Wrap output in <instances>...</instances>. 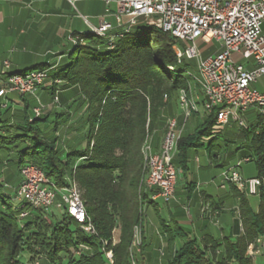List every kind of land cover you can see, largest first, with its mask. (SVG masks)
Listing matches in <instances>:
<instances>
[{"label": "trees", "instance_id": "trees-1", "mask_svg": "<svg viewBox=\"0 0 264 264\" xmlns=\"http://www.w3.org/2000/svg\"><path fill=\"white\" fill-rule=\"evenodd\" d=\"M81 38L83 43L72 47L68 61L50 72V91L58 87L79 89L85 102L82 105L87 106L80 122L84 132L72 137L75 142L63 155L56 142L47 141L42 133L41 126L49 118L36 119L24 111L4 114L0 115V153L17 154L19 174L22 166L32 164L56 187L65 186L66 178L71 177L96 234H85L65 213L59 217L47 213L46 220L44 213L32 212L20 221L19 205L12 203L14 191L11 193L0 178V264H21L18 260L25 252L30 261L39 256L48 264H62L64 260L67 264H108L107 250L113 252V264H130L134 230L142 231L144 208L153 203L154 191L147 190L144 183L142 148L148 136L160 130L162 111L169 101L179 91L189 94V79L173 50L175 41L142 21L117 40L113 49L91 34ZM45 68L40 65L11 73ZM61 117L55 115L51 120L53 131L71 125L70 116ZM215 121L213 111L193 135L181 137L176 158L181 171L187 169L190 148L219 134ZM243 131L250 142L249 158L255 164L256 177L264 178V118L257 117L255 128ZM83 141L85 147L79 148ZM257 197V211L240 197L242 232L237 229L233 240L206 237L198 242L186 238L167 264H253L246 252L258 239L264 243V186ZM116 227L119 243L112 247ZM104 241L109 242L107 247H103ZM80 244L88 246L91 255H70V249Z\"/></svg>", "mask_w": 264, "mask_h": 264}, {"label": "built area", "instance_id": "built-area-1", "mask_svg": "<svg viewBox=\"0 0 264 264\" xmlns=\"http://www.w3.org/2000/svg\"><path fill=\"white\" fill-rule=\"evenodd\" d=\"M107 7L114 5L113 23L104 19L92 28L89 34L104 40L109 49L114 43L128 34L139 21L169 34L175 41L173 50L178 63L183 59L197 60L196 73L184 70L189 79V94L179 92V105L185 120L192 112L197 111L198 96H190V90L196 87L201 94L202 106L206 115L216 111V128L220 133L230 122L247 130L243 115L254 110L257 117L264 118V92H258L251 86L264 76V0H103ZM215 40L219 52L206 59L200 58L197 41ZM178 42L187 43L181 51ZM82 44L76 37L73 46ZM242 60L245 64L238 63ZM250 61V62H248ZM5 83L0 89V96L5 92L18 95L34 94L45 86L49 79L47 69L30 71L26 74L11 73L8 62H3ZM60 84V81H56ZM166 99V97H164ZM58 98H53L57 103ZM181 130L175 119H170L163 134L160 149L157 153L146 142L142 148L145 163V187L154 191L152 200L160 199L168 204L174 199L177 172L173 163L177 154ZM250 162L249 157L242 159ZM238 167V166H237ZM75 168V167H74ZM21 181L14 190V199L18 201L20 221L31 216L32 212L45 214L55 208L65 213L87 235H95V229L81 199L76 182L66 178V184L56 187L43 171L25 164L20 169ZM220 186L224 189L233 186L244 191L247 196L257 197L260 187L264 186L263 178L244 177L236 168L227 167L220 174ZM261 241H258L260 243ZM111 246L119 243V228L112 231ZM264 245V243L262 242ZM109 245L103 242V247ZM262 246V245H261ZM141 250V229L135 228L129 248L130 264H135L132 251ZM73 256L79 258L91 255L88 246L80 244L71 249ZM255 251L252 244L248 254ZM108 264H113L112 250L105 251Z\"/></svg>", "mask_w": 264, "mask_h": 264}, {"label": "crops", "instance_id": "crops-1", "mask_svg": "<svg viewBox=\"0 0 264 264\" xmlns=\"http://www.w3.org/2000/svg\"><path fill=\"white\" fill-rule=\"evenodd\" d=\"M114 10V5L107 7L103 0H0V69L3 62H8L11 72H19L23 71L24 67L36 63L33 61L45 59V64L42 65H46L50 75L51 71L68 59L70 53L68 45L72 44V40L77 36L81 38V35L89 34L101 19L113 23L111 15ZM218 47L220 50L219 44ZM48 80L47 85L50 89L53 82L50 77ZM78 92L77 87L65 89L58 87L55 95L59 106L49 116L52 120L55 115L67 113L74 122L72 136L84 132L80 122L86 113V107L76 103ZM179 92L163 109L162 121L167 125L170 119H175L177 128L181 130V137H188L204 123L207 115L203 110L201 94L196 87L192 86L190 96H198L197 111L192 112L185 120L179 105ZM42 97L44 103L51 102L48 92H42ZM224 129L212 141L210 139L201 141L189 149L186 171H181L177 166L178 152L175 155L173 163L177 169L178 180L172 203L170 205L164 203L168 218L157 221V209L154 208L156 218L150 216L148 223L143 221L142 245L137 255L139 264H167L186 238L195 239L198 242L206 237L233 240L235 227L229 225L227 213L231 214L233 220L234 208L226 210L224 201L233 197L236 208L239 205V199L230 186L224 189L219 188L220 183L217 179L220 180V172L218 171H222L229 165L221 164L219 154L214 150L217 146L215 141L222 132H225ZM162 130L161 127L158 133L161 134ZM162 137L158 140L155 138L152 147L154 153L159 151ZM198 148H201V151H198ZM216 169H218L217 172H215ZM256 176L257 173L246 178ZM19 182L15 187L19 185ZM247 200L249 201L248 198ZM151 201L153 202L151 205L155 206L161 200L151 199ZM250 205L254 211H257L258 205L254 207L251 203ZM148 206L144 208L146 214ZM202 206L207 208V212L203 215L200 213ZM163 227H169V229L165 230ZM227 230L230 231L227 233ZM246 253L250 259L255 256V252L249 255L247 250Z\"/></svg>", "mask_w": 264, "mask_h": 264}, {"label": "rangeland", "instance_id": "rangeland-1", "mask_svg": "<svg viewBox=\"0 0 264 264\" xmlns=\"http://www.w3.org/2000/svg\"><path fill=\"white\" fill-rule=\"evenodd\" d=\"M187 45L188 44L185 42H178L177 48L179 50L183 51L187 47ZM68 47H69V50L71 51L73 46H72V44H70V45H68ZM197 49L200 53L201 59H206L208 57L214 56L219 51L218 44L215 40H211L209 42L197 41ZM67 61H68V59L64 60V62H67ZM33 62H36V63H32L33 65L32 64L28 65V66L24 67L25 69H22V70L32 69L36 66L45 64V59H37L36 61H33ZM237 62L241 63V64L242 63L245 64V62L242 60H237ZM248 62H250V61H248ZM196 63H197V60H195V59H193V60L183 59V67L188 72H191V73H196ZM3 69H4V65L2 63V67L0 69V89L6 81L5 76L2 74ZM12 70H14V69H12ZM49 77H50V75H49ZM47 81H49V80H47ZM47 81H45V86L40 87L38 89V91L34 94L18 95L16 93L5 92L2 96H0V115L3 116L5 114V115L12 116L13 114H16V112H18V111H24V112H28L30 115H32V117H34L36 119L41 117V116L49 118V116L52 115V112L55 111L56 109H58L59 102H57L56 104L53 103V98L56 96L55 95L56 91L54 92L53 90L50 91V89H48L49 86L47 85ZM60 84H62V83H60ZM251 88H254L258 92H264V76L257 79V81L251 86ZM42 92L43 93L48 92V94L51 97L50 103L46 104V103H44V101H42V98H43ZM83 100H84L83 96L78 92V98L76 100V103H79L80 105H82L84 102ZM15 101H17V102H15ZM163 101L166 102V99L163 98ZM170 101H172V100H170ZM84 106L87 108L86 105H84ZM58 115H60L64 118V114H58ZM65 117H68L67 113H65ZM242 118H243V121L245 122L246 126L248 128H250V130L255 128V126L257 124V117H256L254 110H249L247 113H245L243 115ZM49 119L50 120H49V122H47L46 125L41 126L42 133H43L44 137L47 139V141L50 140V141L56 142L58 152L63 153V155H64V151H65V149L67 150V146H70L71 144L73 145V143L75 142V141L73 142V138H72V137H74V136H72L74 133V131L72 129L74 122H72V120H70L71 125L68 126V128L64 127L62 130L58 129V132H56V131H53V128H52L53 125L50 124L51 118H49ZM162 120L163 119L161 118V122L159 123V124H161V127L163 128V130L161 131V134L158 133L159 131H155L154 133L150 134L147 138L146 142H148V144L150 145L151 148L153 147L155 138H157V140L160 139L161 136H163L165 129L167 127V125L164 124ZM224 130H225V132H222L217 137V139L215 141V145H217V146L214 147V150L217 152V154H219L220 163L221 164H228L229 167L236 168L244 177L255 175L256 167H255L254 162L250 161L248 163H244L242 161V159L244 157L250 156V142L245 140V136L243 133L244 131L242 130V128L239 127L238 124H229ZM83 147H85L84 141L79 145V148H83ZM197 150L201 151V148H198ZM15 156H17V154H15V153H9V154L6 152L0 153V162L2 163V165H0V174H1L0 178L5 183V185H7V187H8L7 189L11 193H12V191L15 190L14 187L17 184V182H19V179L21 181L20 174L19 173L17 174L18 171H17V167H16V163H15V161H16ZM187 163H188V161H187ZM174 165H175V163H174ZM190 166H191V163H190ZM175 169H176V167H175ZM224 169H226V167L223 168L222 170H224ZM217 171H218V169L215 170V172H217ZM176 172H177V169H176ZM218 172H220V174H221L222 171H218ZM177 180H178V177H177ZM220 181H221V179L219 181L217 179L218 183H220ZM176 185H177V181H176ZM218 185L220 186V184H218ZM230 187L232 188V192L238 197L239 201H240V197H242L245 199L248 198L253 207L259 204L258 197L247 196V194L244 191L238 190L233 186H230ZM175 189H176V187H175ZM174 196H175V192H174ZM12 203L14 205H17L19 202L16 201L15 199H13ZM171 203H172V200L168 204L170 205ZM234 203H235V201H234L233 197H230L227 199V201H224V206H225L226 210L234 208L233 220L231 219V216H230L231 214L227 213V215L229 216L228 223H229V225H231V227H233V225H234L235 232L238 229L239 233H241L242 232V222H241V216L239 213V205L235 208ZM178 205H179V203H178ZM154 208L157 209L156 214H157L158 218L155 217ZM205 212H207V208H206V206H202V208L200 209V213L203 215ZM48 214H54L55 216L59 217L60 212L57 211L55 208H52L49 210ZM150 216L155 217L157 221L163 220V219L166 220V218H168V212H167L165 204L160 201V202H157L155 206L149 205L147 214L144 211L145 223L146 222L148 223V218ZM170 227H171V224H170ZM163 228H165V227H163ZM166 229L168 230L169 227L168 228L166 227ZM229 231L230 230H227V233ZM258 241H261V242L258 243ZM141 245H142V243H141ZM252 246H253V249H255V251H257L254 254L255 256L252 258L253 264H264V245L262 244V240L258 239L255 243L252 244ZM71 249H70V255L73 256ZM247 250H248V248H247ZM139 253H136L134 250L132 251L135 264H139V259L137 256ZM130 254H131V252L129 251V255ZM29 258H30L29 255L25 252V253L20 255V258L18 261L21 264H48L44 258H40L39 256H37V257L34 256V260H32V261H30ZM62 264H67V261L66 260L62 261Z\"/></svg>", "mask_w": 264, "mask_h": 264}]
</instances>
